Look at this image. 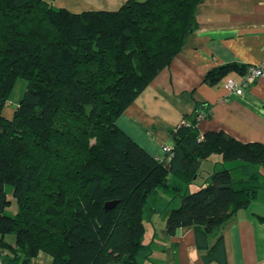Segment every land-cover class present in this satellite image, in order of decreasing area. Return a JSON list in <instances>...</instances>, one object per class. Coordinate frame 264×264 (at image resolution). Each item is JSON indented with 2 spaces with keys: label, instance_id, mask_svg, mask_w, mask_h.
Masks as SVG:
<instances>
[{
  "label": "trees",
  "instance_id": "obj_1",
  "mask_svg": "<svg viewBox=\"0 0 264 264\" xmlns=\"http://www.w3.org/2000/svg\"><path fill=\"white\" fill-rule=\"evenodd\" d=\"M202 2L127 0L115 11L72 13L42 0H0L1 264H32L40 252L52 264H140L143 214L168 176L189 186L212 154L264 168L263 144L201 135V109L172 132L169 160L150 156L115 125L181 51ZM246 69L226 64L204 81ZM18 79L26 91L7 120L2 110ZM254 179L214 171L207 185L180 196L165 233L219 229L253 201ZM7 186L12 215L5 214L13 203Z\"/></svg>",
  "mask_w": 264,
  "mask_h": 264
},
{
  "label": "crops",
  "instance_id": "obj_2",
  "mask_svg": "<svg viewBox=\"0 0 264 264\" xmlns=\"http://www.w3.org/2000/svg\"><path fill=\"white\" fill-rule=\"evenodd\" d=\"M42 1L80 13L115 11L127 0ZM195 22L181 51L115 121L117 128L155 158L164 157V146L174 147L172 132L184 116L199 109L210 111L208 117L197 122L201 135L224 132L241 143L264 145V77L242 96L228 94L223 88L229 80L242 79L239 71L228 73L213 85L204 81L209 71L226 64L245 69L264 66V0H203L196 8ZM17 106L10 107L7 102L2 116L11 120ZM222 169L230 170L235 180L255 177L257 193L253 201L205 236L193 226L179 227L167 235L166 218L180 205V196L188 194L190 187L207 185V177ZM167 180L168 187L149 198L143 214L145 249L138 257L140 264H264L262 166L229 165L220 154H212L202 161L191 185L171 175ZM175 188H179L178 194ZM32 264H52V258L40 252Z\"/></svg>",
  "mask_w": 264,
  "mask_h": 264
},
{
  "label": "built area",
  "instance_id": "obj_3",
  "mask_svg": "<svg viewBox=\"0 0 264 264\" xmlns=\"http://www.w3.org/2000/svg\"><path fill=\"white\" fill-rule=\"evenodd\" d=\"M264 77V66H249L246 69L245 74L243 75L242 79L240 81H234V80H229L227 81L223 88L225 89V91L228 94H232L235 96H242L245 92V90L251 86L252 84H254L255 82H257L258 79ZM210 111H202L199 110L197 111V119H203L204 117H206V115L209 113ZM178 126H190L189 122H187L186 120H182L181 123ZM163 153H164V157L162 159L157 158L158 160H169L172 155H173V148L170 146H164L163 147ZM1 264V261H0Z\"/></svg>",
  "mask_w": 264,
  "mask_h": 264
},
{
  "label": "rangeland",
  "instance_id": "obj_4",
  "mask_svg": "<svg viewBox=\"0 0 264 264\" xmlns=\"http://www.w3.org/2000/svg\"><path fill=\"white\" fill-rule=\"evenodd\" d=\"M26 81L23 80V79H18L15 83V86L10 94V97H9V100H8V103L10 105V107H15L16 104H18V102L22 99L23 95H24V92L26 91ZM214 157V156H213ZM229 165L234 163V164H237V163H244V162H239V161H231V162H227ZM246 164V163H245ZM249 165V164H248ZM252 166V165H250ZM256 167V166H254ZM261 167V166H260ZM262 169L264 170V168L262 167ZM6 190V193H7V196L8 198L13 201V198H12V188L7 186L5 188ZM189 193H192L194 191L197 190V187H190L189 189ZM16 210V206H15V203L13 201L12 203V206L10 208H8L6 211H5V214L7 215H12L14 214ZM146 213V212H145ZM13 236H9L8 237V240L9 241H12L13 240ZM140 258V257H139Z\"/></svg>",
  "mask_w": 264,
  "mask_h": 264
},
{
  "label": "water",
  "instance_id": "obj_5",
  "mask_svg": "<svg viewBox=\"0 0 264 264\" xmlns=\"http://www.w3.org/2000/svg\"><path fill=\"white\" fill-rule=\"evenodd\" d=\"M114 203H108L106 204L105 208H108L109 206H112Z\"/></svg>",
  "mask_w": 264,
  "mask_h": 264
}]
</instances>
